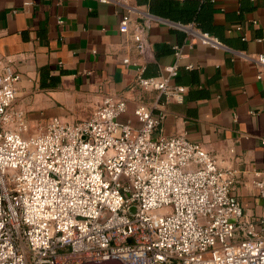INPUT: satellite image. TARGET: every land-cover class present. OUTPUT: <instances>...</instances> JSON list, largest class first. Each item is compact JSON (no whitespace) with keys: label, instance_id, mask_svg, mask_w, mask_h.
<instances>
[{"label":"built area","instance_id":"1","mask_svg":"<svg viewBox=\"0 0 264 264\" xmlns=\"http://www.w3.org/2000/svg\"><path fill=\"white\" fill-rule=\"evenodd\" d=\"M156 20L128 8L119 25L143 60L123 64L136 66L137 86L165 101L138 104L137 123L120 119L126 101L106 97L84 121L54 117L27 136L15 110L17 75L0 60V264H264V217L247 219L232 197L236 172L185 136L159 133L164 105L185 92L175 84L184 48L223 44L195 24L169 22L186 42L172 47L164 74L145 77ZM253 60L264 80V55ZM257 176L264 202V175Z\"/></svg>","mask_w":264,"mask_h":264},{"label":"crops","instance_id":"2","mask_svg":"<svg viewBox=\"0 0 264 264\" xmlns=\"http://www.w3.org/2000/svg\"><path fill=\"white\" fill-rule=\"evenodd\" d=\"M128 8L161 19L149 25L153 61L145 77L164 74L174 61L172 47L186 42L170 20L198 22L223 44L184 48L175 84L185 92L182 102L164 105L159 133L183 135L221 168L235 171L232 197L247 219L263 218L255 184L257 174L264 175V80L253 59L264 55V0H0V60L18 78L15 110L31 129L54 117L84 121L106 97L126 101L128 111L120 119L134 123L138 104L165 102L156 91L137 86L136 66L123 64L126 57L143 63L119 32Z\"/></svg>","mask_w":264,"mask_h":264},{"label":"water","instance_id":"3","mask_svg":"<svg viewBox=\"0 0 264 264\" xmlns=\"http://www.w3.org/2000/svg\"><path fill=\"white\" fill-rule=\"evenodd\" d=\"M134 211V209H132ZM83 264H122L118 260L98 261V262H85Z\"/></svg>","mask_w":264,"mask_h":264},{"label":"rangeland","instance_id":"4","mask_svg":"<svg viewBox=\"0 0 264 264\" xmlns=\"http://www.w3.org/2000/svg\"><path fill=\"white\" fill-rule=\"evenodd\" d=\"M51 120V119H50ZM49 120V121H50ZM48 121V122H49ZM47 122V123H48ZM47 125V124H46ZM45 125V126H46ZM44 125L43 126H39V127H37V126H34V125H32V127H31V129H29V134H27V136H29V135H32V134H34L35 132H37V131H39L41 128H43V127H45Z\"/></svg>","mask_w":264,"mask_h":264},{"label":"trees","instance_id":"5","mask_svg":"<svg viewBox=\"0 0 264 264\" xmlns=\"http://www.w3.org/2000/svg\"><path fill=\"white\" fill-rule=\"evenodd\" d=\"M150 13H151V12H150ZM151 14H153V12H152ZM153 15H155V14H153ZM170 21H172V22H176V21H174V20H170ZM176 23H179V22H176ZM180 23H181V22H180ZM195 24H196V26H198L200 29H202V30L204 31L203 27L201 28V26L198 24V22H195Z\"/></svg>","mask_w":264,"mask_h":264}]
</instances>
